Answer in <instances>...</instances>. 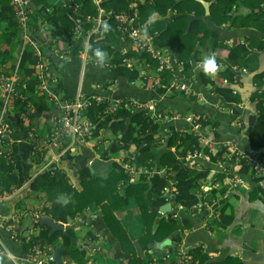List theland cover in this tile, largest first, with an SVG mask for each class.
Returning a JSON list of instances; mask_svg holds the SVG:
<instances>
[{
  "label": "crops",
  "instance_id": "0c3cea01",
  "mask_svg": "<svg viewBox=\"0 0 264 264\" xmlns=\"http://www.w3.org/2000/svg\"><path fill=\"white\" fill-rule=\"evenodd\" d=\"M143 1L133 0L129 7H137V4L143 3ZM233 1L236 3L234 10H232L233 16L242 18L264 11V5L260 7L261 9H257L255 6L250 7L249 5L253 3V0ZM242 1L248 5L242 4ZM64 2L65 0H35L29 9L30 36L38 44L40 52L47 54L48 47L53 45L61 50L58 55L64 54L62 59L57 54H53L59 61H53L55 65L48 64L49 71L56 77V82L52 85L53 93L62 99H72L78 90H81L85 95L99 94L111 99L129 98L139 103L154 101L157 105V111L175 110L186 114H197L209 119L214 126L202 130L207 147L218 149L224 143L232 142L239 152L249 155L247 152V148L250 146L248 138L252 130L250 118L256 110V104L250 101L251 95L256 90L255 77L251 80V75L264 72V34L252 28H234L229 23L220 27L216 26L210 13V7L214 0L209 2L199 0L204 11L199 20L208 29L216 32L217 42L223 47L232 48L235 44L244 42L247 46L250 42L245 41L244 38L251 36H258L263 41L262 51H253L254 47L251 49V55L257 60V68L254 72L249 73L232 66V70L235 72V82L228 85V87L240 97L241 102L235 105L225 102L210 88V85L217 81L216 73L209 76L212 83L207 86L200 79V72L196 69V64L205 55H211L209 41L207 40L204 44L198 45V54L191 59L190 68L192 70L190 74L188 76L183 74L184 76L181 75L180 77L183 82L190 84L197 96L190 101L189 98L178 95L176 92L174 94L166 91L165 88H160L163 94L157 96L158 93L154 89L145 87L140 80L130 82L113 74L111 69L114 67V57L108 51H105L108 54V60L104 66L97 65L94 57L88 55L83 68L80 56L86 41L87 31H83L82 28V31L77 33L75 31L76 27L73 29L74 26L69 23H63L58 17L54 16L46 19L41 13L42 5L45 6V11L48 14H52L53 10L62 8ZM105 15L107 14L101 11L103 23L105 22ZM177 15L176 11L168 10L165 16L154 14L141 25L145 26V31H147L152 24L160 20L168 21ZM188 17L190 23L192 20L197 19L193 13ZM3 29V25L0 24V54L3 53L0 56V83L3 78H9L8 80L13 87L23 92L25 91L26 77L18 70V63L25 49L30 50L36 59L35 48L31 44H9L2 38ZM251 42L256 43L255 40ZM111 47L113 52L120 55L129 52L135 53L137 56L140 54L134 43L126 37H118ZM174 52L175 50H173ZM217 56L221 65L228 66L230 64L226 60V50L217 51ZM126 60L134 69H139L141 75L145 78L155 79L157 77L156 69L151 68L146 61H140L138 58ZM32 68L33 79L36 80L38 69L34 66ZM250 91L252 92L250 93ZM1 93L0 86V115L11 129L4 147L5 151H8L13 157L17 186L11 195L0 203V216L18 214L20 219L17 224V235L14 237L3 228H0V241L3 246L0 253V264H13L11 257L21 261L26 254L25 239L39 234V228L30 214L42 211L45 207V196L29 189L30 183L38 174L46 169H60L68 177L69 183L76 189H80L78 180L82 169L88 168L92 174L107 175L111 171L113 163H117L120 167L124 162L130 163L135 157L136 149L131 146L128 155L127 153L111 155L109 152L117 141V137H114L110 131L102 129L97 133V136H91L83 142L76 141L73 146H70L71 140L65 137L59 141L57 146L46 147L42 152V156H40L38 152H34L32 142L25 136V127L28 120L21 111L23 109L22 104L7 105L3 101ZM246 94H250V96L244 100ZM25 95V109H30L31 113L36 110L45 112L34 121L36 136L40 140L44 139L55 130L56 124L52 120L55 109L41 91L39 85L35 86L31 92L25 91ZM232 107H235L240 113L241 120L239 118L232 119ZM160 125H162L161 130L164 137L170 134L172 129L177 131L188 130L189 128L188 123L184 120H175ZM160 150H162L161 154L164 153L163 148ZM107 155H109L108 158H106ZM36 159H40V161L36 162ZM207 165L212 168L209 182L201 186L199 190H194L199 198V203L191 211H186L177 206L172 199H167V203L171 205V208L170 212L165 215L158 213V209L153 207L151 203L149 204L150 210L157 213L156 221L171 214L177 220L186 219L191 224L189 229L180 233L181 238L177 244L172 241L173 237H170L155 244L153 250L156 254L169 251V264L178 262L175 246L179 244L193 250L197 248L202 250L208 258L206 264H220L228 258L235 260L230 264H264V197L254 196V185L250 176L244 177L243 184L237 188L230 184L234 179H231L230 176H225L222 181H216L217 176L221 173L226 175L235 174L234 164ZM139 175H134L136 181ZM223 185H228L226 194L214 198L212 189L218 190ZM224 205L230 206L233 213V223L228 228L218 227L216 224L217 213ZM227 213H230L229 208ZM115 215L132 243L136 256L141 259L142 264L147 263L149 256L139 243L144 234L145 226L136 198H130L128 204L118 210ZM43 217L51 219L42 215L41 218ZM63 226L65 229L66 225ZM69 226L73 228L78 236V247L84 250L85 256L88 258V264H130L131 255L122 250L119 241L113 237L106 227L97 207H91L84 211ZM90 235L95 240H91ZM60 241L61 239L58 238L51 245H47V250L52 251V254L56 250H60L61 253ZM168 248H172V250ZM62 263L74 264L68 257H62Z\"/></svg>",
  "mask_w": 264,
  "mask_h": 264
},
{
  "label": "trees",
  "instance_id": "16d2710c",
  "mask_svg": "<svg viewBox=\"0 0 264 264\" xmlns=\"http://www.w3.org/2000/svg\"><path fill=\"white\" fill-rule=\"evenodd\" d=\"M203 1L209 2L212 0ZM132 2L133 0H65L64 6L53 10L52 14H48L45 11V6L42 5L41 13L46 19L54 16L58 17L61 22L74 26L76 15L71 12L68 6H75L79 9L81 18H83V31L87 32L92 29L93 24L85 22L84 17H96L100 11L106 13L104 23L110 25V30L104 32L102 27L104 23L101 24L99 32L91 36L89 45L92 49L99 47L113 54L114 67L111 70L117 77L130 82L140 80L145 87L154 89L158 93L157 96H159V94H163V91L156 89L154 82L162 81L164 85H167L170 73L163 71L155 79L145 78L141 75L139 69L130 68L124 64V59L138 58L140 61H146L151 68H157V62L147 54L137 56V54L129 52L120 55L112 51V43L116 42L120 36L116 30L114 20L109 18L108 15L111 12L136 11L138 15L136 23L141 25L154 14L165 16L168 10L176 11L177 16H173L168 21L160 20L152 24L146 33L156 34L154 43L158 47L175 50V57L182 64V70L186 76L192 70L190 68L191 59L198 54L199 44H204L208 40L210 53L216 56L217 62L219 59L217 51L226 50V60L230 64L224 66L218 62L220 68H222L216 72L217 81L210 85L212 83L211 78L202 72H200V79L205 85H210L211 91L222 97L225 102L234 105L241 102L240 97L228 87V85L235 82V72H233L232 66L249 73L256 70L257 60L251 55V49L254 47L253 51H262L263 41L258 36L244 38L245 41L250 42L247 46L244 42L242 44L237 43L232 48H225L217 42L216 32L208 29L199 20L204 12L199 0H144L143 3L137 4V7L130 8ZM242 4L248 5L244 1H242ZM262 5H264V0H253V3L249 6L261 9ZM235 6L236 3L233 0H214L210 7L213 23L219 27L229 23L234 28H252L264 34V11L240 18V16H233L232 14ZM191 13L197 19L192 20L190 23L188 16ZM0 24L4 27L2 38L6 42L9 44H20L22 42L20 28L14 18L10 0H0ZM73 29H75V26ZM30 38L35 41L31 36ZM252 40H255L256 43L253 44ZM52 48L53 45L48 47L47 54H45L49 65H55L52 60L54 54ZM88 55L93 57L90 48ZM35 63L36 59L31 51L25 49L21 54L18 70L26 77L24 84L26 92L33 91L34 87L38 85V79H33L32 67ZM254 84L256 90L251 95L250 101L256 104V110L250 118L252 130L248 141L252 150H260L264 148V72L255 76ZM50 89L52 91V86ZM25 91L22 94L26 97ZM178 95L187 97L183 93H178ZM187 98L190 101L194 99L193 97ZM17 104H22L23 109L21 111L28 120L25 127V136L27 137L31 129L36 130L34 121L45 112L36 110L31 113L30 109H25L26 102ZM103 108L104 105H94L85 115L86 120L92 125L91 136H97V133L102 129L110 131L114 137H117V141L109 152L111 155L117 153H127L128 155L129 149L134 146L136 154L130 164L136 168L152 170L154 174L140 173L136 181L132 173L126 172L117 163L111 165V171L107 175L92 174L88 168H84L81 170L78 180L80 189H76L69 183L68 177L62 170L46 169L42 171L30 183L29 189L45 196V207L41 211L42 215L57 223L66 225V228L63 231L49 235L50 229L47 226L39 222L36 223L39 234L25 239L26 250L38 241L47 246L60 238L61 257H68L74 264H88V258L85 256L84 250L78 247V236L69 224L87 209L97 207L106 227L113 237L119 241L122 250L131 255L130 264H142L115 213L125 207L130 198L135 197L145 226L144 234L139 240L143 250L147 251L154 248L155 244L170 237H173L172 241L177 244L181 238L180 233L191 227L190 222L186 219L177 220L171 214L156 221L157 213L150 210L149 204L151 203L153 207L159 209L167 203L166 198L162 196L164 189L173 188L176 205L186 211H191L199 203V198L194 190H199L201 186L209 182L212 168L207 164H234L235 174L226 175L221 173L217 176L216 181L224 180L225 176H230L231 179L250 176L254 185V196L264 197V187L260 186L262 177L256 175L249 159L226 161L223 147L218 149L205 147L201 149L197 139L188 130L178 133L172 129L170 134L164 137L161 130L162 125L149 119L145 112L130 113L121 107L115 113L105 115ZM231 111L233 120L237 118L241 120L240 113L235 107H232ZM200 123L203 130L213 126L207 118L200 120ZM161 148L164 149L162 154ZM195 151L208 155L209 161L198 162L195 159L187 161V156ZM248 156L251 159L264 161V151L258 155L249 154ZM108 157L109 155L106 156V158ZM35 161L39 162L40 159ZM13 162L12 156L10 158L0 156V195L11 194L16 189L17 176L14 172ZM227 186L223 185L218 190L212 189L213 197L224 196L228 190ZM228 208L230 213H227ZM232 223V209L230 206L224 205L217 213L216 224L218 227L228 228ZM89 238L95 240L91 235ZM168 249L172 250V248ZM48 253L53 255L52 251H48ZM191 260L193 263L197 261V264H206L208 258L202 250L197 248L191 252ZM232 261L235 260L228 258L224 262L230 264ZM224 262L220 264H225Z\"/></svg>",
  "mask_w": 264,
  "mask_h": 264
},
{
  "label": "built area",
  "instance_id": "2783aa9c",
  "mask_svg": "<svg viewBox=\"0 0 264 264\" xmlns=\"http://www.w3.org/2000/svg\"><path fill=\"white\" fill-rule=\"evenodd\" d=\"M12 5V11L14 18L20 28L22 45L31 44L35 48V57L36 63L34 68L38 69L36 79H38V85L41 91L45 94L48 101L51 103L55 109V114L52 117V120L55 122L56 127L52 134L46 136L44 139H39L36 136L35 130L31 129L27 135V138L32 142L34 152H38L42 156L43 150L48 146H57L59 141L63 138H69L71 140L70 146H73L76 141H85L90 138L92 135L91 128L92 125L89 123L85 115L91 107L94 105H104L103 111L105 115H111L119 110L121 107L128 110L130 113L136 112H145L146 116L154 120L157 123L164 124L167 122L175 120H184L188 123V131L197 139L199 148L207 147L206 141L202 134V125L200 120L204 117L197 114L191 113H181L175 110L170 111H157L156 103L154 101H149L146 103H139L133 99L129 98H120V99H111L103 95L94 94V95H85L78 90L75 96L72 99H62L55 93H53L50 87L56 82V77L48 69V60L45 54H42L38 49L39 46L36 41L31 40L30 38V26H29V9L34 0H10ZM64 6V5H63ZM73 14L76 15V20L74 21V26L76 27L75 31L80 33L83 27V21L81 18L80 11L75 6H68ZM109 18H112L116 24V30L119 33L121 38H128L132 41L136 47V50L140 54H147L152 60L157 62L156 72L157 74L167 71L170 73V78L168 84L164 85L162 81H155V88H165L169 92L183 93L187 97L197 96L193 91L190 84L183 82L180 77L183 75L182 64L177 61L175 54L169 48H160L154 43V37L156 34L146 33V27L142 25H137V12H111ZM85 22L92 23V29L86 34V41L83 46L81 53V61L84 65L88 58L89 51V42L92 35L99 32V27L103 23V18L101 16V11L98 16H86L84 17ZM54 54L61 51L56 46L52 48ZM59 58H63L64 54L58 55ZM124 64H127L128 67L133 68L126 59L123 60ZM82 68V70H83ZM245 72V71H244ZM184 76V75H183ZM158 77V75H157ZM156 77V78H157ZM9 78H4L1 83L2 89V98L3 101L9 105L14 103H25L26 97L22 94L21 91L13 87L9 82ZM10 126L4 122L2 116L0 115V156L10 158L11 154L8 151H5L4 144H6L8 137L10 135ZM184 130H177L178 133H181ZM221 147L224 148V158L226 161L239 159H249L253 170L255 171L258 177H262L260 185L264 186V161L258 159H251L248 155L243 154L238 151L235 145L232 142H226ZM209 148V147H207ZM187 161L197 160L198 162H208L209 157L202 152H193L187 156ZM220 165V164H214ZM121 168L126 172L132 173L133 177L135 174H154V172L144 170L141 168H136L132 166L129 162H124L121 164ZM233 187L237 188L243 184L242 177H235L230 183ZM174 189H164L162 196L167 199L174 200ZM11 194L0 195V203L4 202ZM197 206V205H196ZM195 206V207H196ZM194 208V207H193ZM35 224L39 222L42 213L33 212L30 214ZM20 219L18 214H13L11 216H0V228H3L11 236L17 235V224ZM3 246L0 241V253L2 252ZM193 249L186 248L184 245L179 244L175 246V252L178 255V262L174 264H197V261L193 263L191 260V252ZM149 256V261L145 264H169L168 261L170 257L169 251H164L160 254H156L153 248H150L146 251ZM13 264H23V263H32V264H54L53 255H50L47 250V246L41 242H36L30 246L23 260L18 261L15 258L11 257Z\"/></svg>",
  "mask_w": 264,
  "mask_h": 264
},
{
  "label": "clouds",
  "instance_id": "9594fccd",
  "mask_svg": "<svg viewBox=\"0 0 264 264\" xmlns=\"http://www.w3.org/2000/svg\"><path fill=\"white\" fill-rule=\"evenodd\" d=\"M103 31L108 32L110 30V25L107 23L103 24ZM89 48L92 51V55L99 66H104L108 60V54L101 48L97 47L92 49L91 45ZM196 69L199 72H202L205 75L212 76L215 74L219 69L220 65L218 64L215 55H205L197 64Z\"/></svg>",
  "mask_w": 264,
  "mask_h": 264
},
{
  "label": "water",
  "instance_id": "95a60500",
  "mask_svg": "<svg viewBox=\"0 0 264 264\" xmlns=\"http://www.w3.org/2000/svg\"><path fill=\"white\" fill-rule=\"evenodd\" d=\"M206 5V4H204ZM52 60L55 61V62H58L59 60L57 59L56 56H52ZM259 72L257 73H253L251 75V80L258 74ZM252 83V81H251ZM252 91H250L251 93ZM246 98L244 100H246L247 98H249L250 94H246L245 95ZM264 151V148L258 150V151H253L250 146H248L247 148V152L248 154H255V155H258L260 153H262ZM170 208H171V205L169 203L163 205L162 207H160L158 209V213L162 214V215H165L167 213L170 212ZM40 224L42 225H45L47 226L49 229H50V233L49 235H52L58 231H63L64 230V226L60 223H57L55 221H52L51 219H46L45 217L43 218H40V221H39ZM53 259H54V263L55 264H63L62 263V257H61V253H60V250H56L53 254Z\"/></svg>",
  "mask_w": 264,
  "mask_h": 264
}]
</instances>
